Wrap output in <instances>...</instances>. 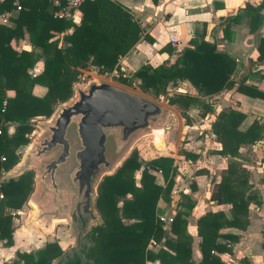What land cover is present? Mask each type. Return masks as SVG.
<instances>
[{"label":"trees","instance_id":"1","mask_svg":"<svg viewBox=\"0 0 264 264\" xmlns=\"http://www.w3.org/2000/svg\"><path fill=\"white\" fill-rule=\"evenodd\" d=\"M12 8L11 0L0 1V12ZM262 8V0L254 6L246 2L225 19L226 24L236 22L243 15L248 17L249 31H254L261 22L259 11ZM78 10L80 20L75 23L55 17L48 0H22L20 9L9 16V25L0 23V174L18 162V149L29 143L27 135L33 130L31 119L48 117L56 103L67 100L80 70L94 66L97 72H111L119 56L139 37L137 21L127 8L114 0H84ZM24 35L30 50L12 48L10 40ZM57 36L59 39L55 38ZM188 44L169 65L152 67L144 63L129 76L117 71L114 77L124 85L131 84L132 77H136L139 86L154 96L162 95L168 85L178 81H188L201 96L233 87L231 74L235 63L231 58L204 40L190 38ZM256 50L257 60L264 62V36L260 37ZM37 61L42 62L41 70L30 73ZM34 84L46 88L43 96L32 94ZM7 90L13 92L12 96L6 95ZM235 90L264 100V90L245 84L242 79L238 80ZM165 101L179 110L185 123L189 122L186 115L189 106L210 107L203 98L189 94H174ZM243 117L237 110L224 109L210 124L211 133L219 144L214 153L227 159L219 182L212 186L210 199L216 204H228L230 208L229 216L222 211H206L197 218L201 255L197 263L191 259V237L185 230V216L193 206L190 197L180 194L167 230L158 220L156 203L170 199L177 173L173 158L156 156L140 160L133 149L113 173L104 175L97 184L94 204L102 225L91 229L89 246L81 250L85 264H144L154 260L158 264H222L214 253H229L230 243L237 237L220 233L219 229H244L248 224V204L256 197L249 189L247 172L237 158L242 145L254 144L260 139L264 123L255 119L245 130H239ZM178 153L190 156L183 149ZM135 171L139 174L137 180ZM157 174L162 178L161 185L155 182ZM32 177V171H24L16 178L0 181V240L4 246L12 243L15 216L4 210L22 207L32 189ZM150 239L161 246L148 249ZM261 250L264 262V238ZM62 252L54 240L45 242L35 251H16L15 260L2 264H50ZM64 263L80 264L81 257L73 253L66 256ZM239 264L249 263L243 259Z\"/></svg>","mask_w":264,"mask_h":264},{"label":"crops","instance_id":"2","mask_svg":"<svg viewBox=\"0 0 264 264\" xmlns=\"http://www.w3.org/2000/svg\"><path fill=\"white\" fill-rule=\"evenodd\" d=\"M129 10L133 18L137 21L140 27V33L137 41L131 48L122 56H119L115 68L108 72L111 77L115 76L117 71L123 72L126 76L131 75L139 66L146 63L152 67L160 64H171L177 58L184 47L189 46L188 40L195 38L196 40H204L215 45L217 51L225 53L231 58L235 67L231 74L234 85L230 89H223L217 94L210 96H201L197 94L196 90L188 81H178L175 85H168L166 90L172 91L174 94L182 93L189 94L203 98L204 102L210 104L208 109L203 108L200 104L191 105L186 111L188 123L184 122L179 110L171 105L165 106L168 115L173 118L174 134L170 138L165 134V145L167 149L157 151L153 144H151L155 153L147 159L156 156H169L173 158V164L176 167L177 173L174 177L173 186L170 192V199L168 201L158 200L156 203L157 215H173L177 209V203L180 199V194L188 195L193 203L192 208L185 216L186 226L185 230L191 237V259L197 263L200 258L198 243L200 238L196 234V220L206 211L216 212L222 211L229 216L228 204H216L210 199L211 189L214 183L219 182L220 174L226 168L227 159L214 153L219 148V144L215 141L214 135L211 133L210 124L220 110L234 109L243 113L244 117L240 122L238 129L245 130L253 120H258L264 123V100L244 95L235 90L238 80H244L245 84L252 85L259 90H264V62L257 60V50L260 37L264 36V8L260 9L261 22L254 31H249L248 17L241 15L236 22H229L226 24V18L232 16L236 11L243 7L244 3L251 5L258 4L261 0H114ZM264 2V0H262ZM75 23L80 20V12L75 11ZM9 20L3 21L0 18V23L7 24ZM70 31V29L68 30ZM169 38L174 39V43L169 42ZM14 42L11 41V46L14 47ZM20 42V41H19ZM16 48V47H14ZM21 49L30 50L29 43H23ZM20 50L19 47L16 48ZM31 73H37L42 68V62L37 61ZM91 68L95 69L94 66ZM113 72V74H112ZM134 81H139L138 78L132 77ZM46 88L40 84H34L31 88L33 95L37 97L43 96ZM171 93V92H170ZM11 90L6 91L7 96H12ZM176 109L178 115L169 107ZM202 109V110H201ZM199 111V112H198ZM193 113H199L194 116ZM198 120H196L197 118ZM39 118V117H36ZM182 120V121H181ZM35 121V120H34ZM199 125V127H197ZM196 126V127H195ZM202 129L205 131V138L194 137L189 138V132L194 129ZM162 139V131L156 129ZM153 137L156 134L152 135ZM142 137V136H141ZM150 137V136H148ZM180 137L181 149L190 153V156L179 154L177 150V140ZM143 138V137H142ZM213 139L216 147L210 151L208 150V142ZM140 138L138 139V141ZM137 141V142H138ZM151 143H153L151 141ZM200 143L201 149L192 148V144ZM29 146H22V154L20 153L18 162L7 171L0 174V181H5L7 178L2 177L10 173L13 168L21 161V157ZM203 146V147H202ZM176 148V149H175ZM175 149L176 152L172 154H161L162 152L171 151ZM237 160L245 168L248 175L249 189L255 192L256 197L250 201L247 207L248 224L242 230L235 227H224L219 229L220 233L235 235L237 239L230 243V252H215L214 255L222 264H239L241 260L245 259L249 264H264L263 252L261 250V242L264 238L262 225L264 224V132L260 139L254 144L242 145L238 150ZM140 159V158H139ZM29 168L31 165L29 164ZM139 176L138 171H135ZM160 181L155 182L162 184ZM16 178V177H14ZM138 178H136L137 180ZM38 212L41 209L46 210V205L43 200L37 201L35 199ZM28 205V204H27ZM31 210L33 208L28 205ZM54 209V207H52ZM27 218L24 225H20L17 230L12 232V243L9 246L2 245L0 241V264L10 262L16 259L15 252H29L19 249V246L27 245L32 237L39 242L45 237H56L57 243L60 245L58 238L64 235L61 228L57 227L59 224L68 225V222L54 223L53 230H50L51 219H40V222L45 226L46 230L39 227L35 222L29 221ZM36 226H34V225ZM37 230L35 232L30 229ZM69 227V225L67 226ZM167 230L168 225L163 227ZM30 230L31 237H27L21 242L19 234H24ZM69 230L71 228L69 227ZM18 233V234H17ZM42 235V236H41ZM170 236H174L169 233ZM76 233L72 231L70 236L71 244L68 249L74 245ZM83 237V236H82ZM46 239V238H45ZM84 239V237H83ZM46 241V240H44ZM218 241H223L218 239ZM48 242V241H46ZM26 243V244H25ZM45 243V242H44ZM43 243V244H44ZM42 244V245H43ZM41 245V246H42ZM160 243L155 246L147 244V248L155 250ZM62 251H66L60 245ZM165 248V247H163ZM166 249V248H165ZM35 251V250H30ZM60 264L61 260H52L51 264ZM152 261H145V264H151Z\"/></svg>","mask_w":264,"mask_h":264},{"label":"water","instance_id":"3","mask_svg":"<svg viewBox=\"0 0 264 264\" xmlns=\"http://www.w3.org/2000/svg\"><path fill=\"white\" fill-rule=\"evenodd\" d=\"M165 112L167 111L163 106L119 86L106 82L89 83L86 90H76V97L56 113L52 123L47 126V137L37 146L29 143L21 161L10 173L2 177H18L30 169V163L45 154H51L37 166L38 174L33 177L35 187L27 197V203L33 208L29 221L35 222L42 229L46 230L40 222L41 216L45 215L51 219L49 231L53 230L54 223L66 221L72 228L71 232L76 233L74 245L53 260H61L60 264H65L66 256L76 253L81 257L80 264H85L81 250L87 244L82 236L91 223H99L100 220L91 206V202H95L96 187L100 180L94 184V188L93 180L101 166L107 168L102 178L113 173L130 153L129 149L124 150L121 157L111 164L105 155L106 142L112 141L114 152L120 151L137 131L148 129L150 132L156 129L150 128L152 122H163L162 130L157 128L163 131L161 146L154 143L153 145L157 151L167 149L164 136L169 132L174 134V128L171 132L173 118ZM149 132L140 134L138 138ZM168 134L166 136L170 138ZM70 154L74 166L73 162L68 160ZM61 165L67 166L65 174L68 188H63L58 183ZM40 196L46 210L41 209L38 212L35 199L39 201ZM61 211L66 212V216H60Z\"/></svg>","mask_w":264,"mask_h":264},{"label":"rangeland","instance_id":"4","mask_svg":"<svg viewBox=\"0 0 264 264\" xmlns=\"http://www.w3.org/2000/svg\"><path fill=\"white\" fill-rule=\"evenodd\" d=\"M6 25H9V22H7ZM55 38H58L59 39L58 36L55 37ZM11 41H15V39H11L10 42ZM23 43H27L26 35H24L23 38H20V39L16 40V43L14 42V44H15L14 47H16V48L19 47V49H21L20 46ZM10 45H11V43H10ZM14 47H12V48H14ZM16 48H14V49H16ZM31 69H33V68H31ZM29 72H30V70H29ZM92 82H94V83L106 82V83H110V84L119 86L121 88L126 89L127 91H129L131 93L137 94V95H139V96H141V97H143L145 99H148V100H150V101H152L154 103H157V104H159L160 106H163V107L167 106L166 101H165V98L166 97H169L171 95H174V93H172V91H170L171 92L170 93L165 88V91L163 92L162 95H160V96H154L147 89H143L142 87H140L139 86L140 85L139 84V81H134L133 80L131 84L124 85V84H121L120 82H118V79H115L114 76L111 77V75H108V73H105V72L104 73L97 72L96 69L91 68V66H87L85 69L80 70V74L78 76V81L77 82H74L72 84V94H71V96L67 100H65L63 102L56 103L54 105V107H53V110H52L51 114L48 117H42V116H40L39 118H33V119H31L32 126H33V130L27 136L29 138V143L32 144V146H37L38 143L43 138H46L47 137V135L49 134V132L47 130V126H49L52 123L53 119L56 116V113L60 110V108L63 107V106H65V105H67V104H69L76 97V90H82V91H84V90L87 89L88 84L89 83H92ZM169 108H171L178 115V117L180 119V115H179L178 111L176 109L174 110L172 107H169ZM193 114H195L194 116H198L199 115V113H193ZM195 118H197V117H195ZM196 120H198V118ZM162 123L163 122H159V123H153L152 122L150 124V128H156V129L157 128H160L161 129ZM197 127H199V125H197ZM152 130H155V129H152ZM147 131L149 132L148 129L147 130H144L142 132L141 131H137L135 133V135L132 136V138L129 140V142L126 143L120 151H115L114 152L113 142L110 141V140H108V142H106V144H107V150H106L105 155H106L107 159L111 161V164H113L116 160H118L121 157V154L126 149H129V152H131L133 149H135L137 151V153H138V157L140 158V160L147 159L150 156H154L155 154H157V153L154 152L151 144L154 143L156 146H161L162 139L160 137L159 132H156L155 133L156 136L153 137V136L149 135L151 133V131H150L149 133L143 135L142 136L143 138L140 137V140L138 141L139 135L140 134H143L144 132H147ZM204 135H205V131H204V134H203V130L202 129H200V128L196 129L195 128L193 131L191 130V132H189V135L188 136H189V138L201 137L203 139V138H205ZM148 136H150V137H148ZM67 137L69 138L68 135H67ZM151 141L153 143H151ZM179 141H181L180 137L178 138L177 143H176L177 150H180L181 149L180 142ZM192 146H193L192 148L201 149L200 143H196L195 145L192 144ZM207 146H208L207 147L208 150H210V151H212L216 147V145L214 144L213 139L208 142ZM71 149L73 151V145H72ZM175 149H173L171 151L162 152L161 154H172V153L176 152ZM56 150H57V148H56ZM56 150H54V151H56ZM18 151L21 152V154H22V148L21 149H18ZM50 155L51 154H49V155L48 154H45L44 157H41L39 160L30 163L31 164V167H30L29 170H26V171H32L33 177H35V175H37L38 174V171H39V169H38L37 166L40 165V162H42V160H46L47 158H49ZM127 155H126V157H127ZM68 160H70V161L73 160L72 154H70V156L68 157ZM72 166H74V162H73V165ZM59 169L61 170V172L58 175V183H59V185L61 187L68 188V186H69L68 185V180H67V177H66V174H65L66 173V170H67V166L61 165V168H59ZM106 169L107 168H104L103 166L100 167V171L98 172V174L95 176V178L93 180V184H92L93 188H94V184L97 181L100 180L103 172L106 171ZM33 177H32V189H31V191H33L34 190V187H35ZM156 177H157L156 178V181L159 182L160 181V178L157 175H156ZM134 178L135 179L138 178V175L134 174ZM31 191L28 193L27 197L31 195V193H32ZM93 192H94V189H93ZM16 197H14V198H16ZM40 199H42L41 196H40ZM27 204L28 203H27V200H26V202L18 210H12V209H7V208H5V210H4L6 212H10V213H14L15 214V216H13V218H12V226H14V232L17 230V228L20 225H24L25 224V221L27 220L28 217H31L33 215V210H31V208ZM91 206L95 210V213L97 214V216H99L100 220H99V223H91L88 226V228L85 230V232L83 234V237L86 240V244H87L86 246H89L88 235H89L91 229L93 227H95V226L102 225V219H101L100 215L98 214V212H97V210L95 208V204L91 202ZM66 214H67L66 212H62V211L60 212V216H66ZM41 218L44 219V218H47V217H45V215H42ZM67 226L68 225H65V223L64 224H59L57 226V227L61 228L62 232H64V235L59 236L58 241H59L60 245L65 250H68V247L67 246L71 244V238H70V236L72 234L71 230H69V227H67ZM262 228H264V224L262 225ZM30 229L33 230V231H35V232H38L37 230L31 228V226H30ZM30 232H31L30 230H28V232L22 231V233H24V234H19L18 235V236L21 237V242H23L25 238H27V237L29 238V237L32 236ZM263 233H264V229H263ZM45 238H44V240H46L48 242L57 240L56 237H51V236H48V237H45ZM35 239L36 238H34V236H33L32 237V240H30V242L29 241L26 242L27 245L19 246V249L16 248L15 250H25V251L26 250L27 251L36 250V249L40 248L41 245L44 242H46L43 239L40 240L39 242H37ZM0 241H2V240H0ZM1 244L3 245V241H2ZM55 264H57V261H56Z\"/></svg>","mask_w":264,"mask_h":264},{"label":"built area","instance_id":"5","mask_svg":"<svg viewBox=\"0 0 264 264\" xmlns=\"http://www.w3.org/2000/svg\"><path fill=\"white\" fill-rule=\"evenodd\" d=\"M2 1V0H0ZM22 0H11V5L13 6L11 11H3L0 12V18L3 21H6L9 16L11 15L12 11H17L20 9V2ZM49 5L53 8V15L57 18H62V19H70L73 22L75 21V11H77L79 5L84 1V0H48ZM170 43H174L173 38H169ZM113 74V72H112ZM2 195L0 194V198ZM172 216L171 215H158V220L162 223L163 227H166L168 223L171 221ZM148 244L150 246H155L156 242L152 239L149 240ZM151 264H158L156 260L150 262ZM145 264V263H144Z\"/></svg>","mask_w":264,"mask_h":264},{"label":"bare ground","instance_id":"6","mask_svg":"<svg viewBox=\"0 0 264 264\" xmlns=\"http://www.w3.org/2000/svg\"><path fill=\"white\" fill-rule=\"evenodd\" d=\"M156 133V129L155 130H151V133L149 135H154Z\"/></svg>","mask_w":264,"mask_h":264},{"label":"flooded vegetation","instance_id":"7","mask_svg":"<svg viewBox=\"0 0 264 264\" xmlns=\"http://www.w3.org/2000/svg\"><path fill=\"white\" fill-rule=\"evenodd\" d=\"M83 222H84V219H83Z\"/></svg>","mask_w":264,"mask_h":264}]
</instances>
